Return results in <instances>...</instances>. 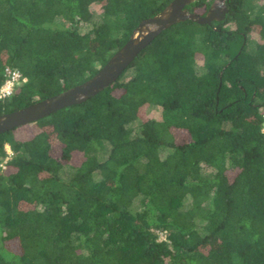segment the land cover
<instances>
[{"label": "trees", "instance_id": "16d2710c", "mask_svg": "<svg viewBox=\"0 0 264 264\" xmlns=\"http://www.w3.org/2000/svg\"><path fill=\"white\" fill-rule=\"evenodd\" d=\"M172 1L0 0V88L7 67L27 78L0 116L93 78ZM226 6L32 135L0 136V264H264V0Z\"/></svg>", "mask_w": 264, "mask_h": 264}, {"label": "water", "instance_id": "95a60500", "mask_svg": "<svg viewBox=\"0 0 264 264\" xmlns=\"http://www.w3.org/2000/svg\"><path fill=\"white\" fill-rule=\"evenodd\" d=\"M197 1L173 0L160 14L143 21L130 40L87 82L32 106L0 116V136L17 128L34 124L62 109L86 102L108 89L162 32L174 25L189 20L201 25H211L213 22L225 20L228 13L227 0H217L206 16L191 13L188 10V7Z\"/></svg>", "mask_w": 264, "mask_h": 264}, {"label": "built area", "instance_id": "2783aa9c", "mask_svg": "<svg viewBox=\"0 0 264 264\" xmlns=\"http://www.w3.org/2000/svg\"><path fill=\"white\" fill-rule=\"evenodd\" d=\"M5 81L0 88V100H6L10 98L17 87L25 84L27 78L20 72V70L12 67H7L4 72ZM264 132V127H263ZM12 154L11 151H8Z\"/></svg>", "mask_w": 264, "mask_h": 264}, {"label": "rangeland", "instance_id": "374dc122", "mask_svg": "<svg viewBox=\"0 0 264 264\" xmlns=\"http://www.w3.org/2000/svg\"><path fill=\"white\" fill-rule=\"evenodd\" d=\"M92 11L95 13V14H100L101 13V7H100V4H94L92 6ZM201 12V11H200ZM142 114V117L144 119L146 118H155L157 119L159 116H160V113H159V110H143L141 112ZM32 125V124H31ZM31 125H27V126H24V127H21L18 131H17V134L19 136H30L33 134V131H34V128L31 126ZM178 136L182 139L183 138V135H179ZM7 151H10V148L7 147ZM165 237L164 236H160V240H164Z\"/></svg>", "mask_w": 264, "mask_h": 264}, {"label": "flooded vegetation", "instance_id": "af4514ba", "mask_svg": "<svg viewBox=\"0 0 264 264\" xmlns=\"http://www.w3.org/2000/svg\"><path fill=\"white\" fill-rule=\"evenodd\" d=\"M213 1V3H212V5L217 1V0H212Z\"/></svg>", "mask_w": 264, "mask_h": 264}]
</instances>
